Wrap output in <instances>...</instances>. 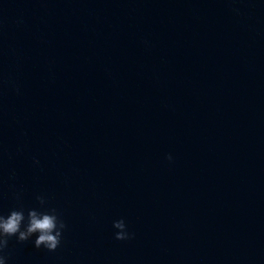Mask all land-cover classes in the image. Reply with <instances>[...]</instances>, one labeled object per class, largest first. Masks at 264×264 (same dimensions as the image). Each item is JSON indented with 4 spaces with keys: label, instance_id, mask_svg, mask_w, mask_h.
Instances as JSON below:
<instances>
[{
    "label": "water",
    "instance_id": "obj_1",
    "mask_svg": "<svg viewBox=\"0 0 264 264\" xmlns=\"http://www.w3.org/2000/svg\"><path fill=\"white\" fill-rule=\"evenodd\" d=\"M37 196L8 264H264V0H0V214Z\"/></svg>",
    "mask_w": 264,
    "mask_h": 264
},
{
    "label": "clouds",
    "instance_id": "obj_2",
    "mask_svg": "<svg viewBox=\"0 0 264 264\" xmlns=\"http://www.w3.org/2000/svg\"><path fill=\"white\" fill-rule=\"evenodd\" d=\"M173 157L168 156L171 161ZM38 164L39 161H36ZM39 208L25 210H11L7 215L0 214V264H8V259L4 255V250L8 246L9 238L15 237L18 241H28L35 237L34 246L45 248L48 251H55L61 244L64 231L67 227L65 222L54 208L46 207L44 197L37 196ZM115 238L117 240H127L131 238L128 226L123 219L113 222Z\"/></svg>",
    "mask_w": 264,
    "mask_h": 264
}]
</instances>
